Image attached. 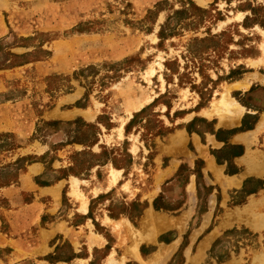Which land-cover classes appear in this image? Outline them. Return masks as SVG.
<instances>
[{
    "label": "rangeland",
    "instance_id": "obj_1",
    "mask_svg": "<svg viewBox=\"0 0 264 264\" xmlns=\"http://www.w3.org/2000/svg\"><path fill=\"white\" fill-rule=\"evenodd\" d=\"M0 264H264V0H0Z\"/></svg>",
    "mask_w": 264,
    "mask_h": 264
},
{
    "label": "crops",
    "instance_id": "obj_2",
    "mask_svg": "<svg viewBox=\"0 0 264 264\" xmlns=\"http://www.w3.org/2000/svg\"><path fill=\"white\" fill-rule=\"evenodd\" d=\"M238 113V112H237ZM252 130H246L244 132H238L236 133L234 136L235 138H246L245 137V134L247 132H250ZM244 153V152H243ZM239 158V157H237ZM58 184H55V185H47V186H40L39 189L40 191L42 192V194L48 196L50 199H51V204H54L52 203V201L54 202H57L58 201V198H59V188H58ZM61 190V189H60Z\"/></svg>",
    "mask_w": 264,
    "mask_h": 264
},
{
    "label": "bare ground",
    "instance_id": "obj_3",
    "mask_svg": "<svg viewBox=\"0 0 264 264\" xmlns=\"http://www.w3.org/2000/svg\"><path fill=\"white\" fill-rule=\"evenodd\" d=\"M220 103H224V104H227V103H229V101L227 100V98L224 96L223 98H222V100H221V102ZM237 116V114L236 115H234V117H236Z\"/></svg>",
    "mask_w": 264,
    "mask_h": 264
},
{
    "label": "trees",
    "instance_id": "obj_4",
    "mask_svg": "<svg viewBox=\"0 0 264 264\" xmlns=\"http://www.w3.org/2000/svg\"><path fill=\"white\" fill-rule=\"evenodd\" d=\"M237 154H238V155L242 154V151L238 152Z\"/></svg>",
    "mask_w": 264,
    "mask_h": 264
}]
</instances>
